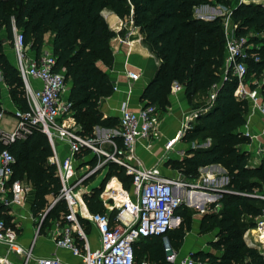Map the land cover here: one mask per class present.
Masks as SVG:
<instances>
[{
    "label": "trees",
    "instance_id": "obj_1",
    "mask_svg": "<svg viewBox=\"0 0 264 264\" xmlns=\"http://www.w3.org/2000/svg\"><path fill=\"white\" fill-rule=\"evenodd\" d=\"M213 2L231 10L237 36H246L255 30L263 33L261 38L249 36V42L258 45L253 51L259 60L248 61L244 82L252 75L258 76L264 71V3L261 2L0 0L1 78L16 108L27 109L23 83L6 55V45L12 46L14 26L21 30L30 50L39 55L45 35L49 34L48 42L56 58L54 70L65 73L72 117L81 128L80 134L93 137L96 126L114 129L118 117H104L100 110V101L111 96L114 90L112 81L99 64L112 68L114 55L110 42L116 36L102 11L110 10L117 19L130 21L144 36L142 44L159 61L153 78L140 95V102L164 110L169 105L168 96L174 82L183 85L184 95L190 103L197 95L216 90L211 106L197 114L180 138L187 144L197 141L199 146L190 147L180 160L166 161V165L178 170L186 180L197 179L199 168L208 165H220L227 172L228 182L224 186L227 191L205 209L199 221L200 234L216 231L215 239L208 243L212 251L192 252V260L198 264H264V254L247 245L244 239L245 231L255 226L254 219L264 208V201L247 196L264 188V156L258 165H250V152L240 148L250 143V138L240 131L246 124L249 101L235 95L238 78L230 69L224 68L225 34L221 18L200 19L193 14L195 7ZM249 88L260 89L264 97V83ZM1 98L0 87V107ZM207 140L209 144L204 146ZM2 148L0 144V150ZM7 148L15 158L12 179L27 181L33 188L32 216L37 218L44 214L39 233H45L54 221L64 222L63 216L68 212L65 201L58 200L50 207L49 197L57 198L61 184L55 164L48 160L52 149L46 135L34 130L24 140H17ZM88 154L85 150L77 158ZM95 161L94 158L90 164L94 165ZM106 166L107 173L100 186L84 193L82 198L90 213H108L113 219L117 210L113 208L106 212L100 194L113 177L123 189L130 190L131 176L116 163L108 162ZM208 174L211 176L212 173L208 171ZM95 177V174L89 176L83 184L88 185ZM8 211L0 203V219L16 229ZM195 213L184 203L176 208L175 215L180 222L166 233L171 252L181 248ZM80 220L85 225L86 222ZM133 248L136 264L144 259L156 264H172L167 261L170 252L165 250L162 236L143 238Z\"/></svg>",
    "mask_w": 264,
    "mask_h": 264
},
{
    "label": "built area",
    "instance_id": "obj_2",
    "mask_svg": "<svg viewBox=\"0 0 264 264\" xmlns=\"http://www.w3.org/2000/svg\"><path fill=\"white\" fill-rule=\"evenodd\" d=\"M238 2L249 3L254 0H237ZM200 5L194 8V17L200 19H213L220 17L222 20L223 32L225 34L224 45V68L231 70L236 76L239 86L235 95L240 99H248L251 111L258 110L262 116L264 125V97L260 89H250L245 84L244 78L247 72L249 60H259L253 49L258 45L249 42V35L237 36L231 19V10L221 4L213 11H203ZM12 54L13 65L15 66L24 88V96L27 101V109L15 108L12 113L15 119L13 128L3 127L5 117L4 109L0 107V203L6 206L10 213L13 207H24L28 199L34 195L30 183L24 180L12 179L15 158L7 148L17 140H24L34 130L44 133L52 149L49 162L55 164L56 173L59 177L61 188L57 198L52 199L50 207L58 200H64L68 212L63 216L64 222L60 223L59 230L54 236L56 248L68 251L72 256L79 258L80 264H136L133 245L141 239L149 236H162L165 239L164 247L170 251L166 233L172 227L176 208L184 203L188 207L196 206L200 213L205 212L204 204L194 194H189L185 199L178 190L188 186L196 192L215 191V196L220 197L224 189L225 181L220 178L218 183L210 184L208 178L204 181L189 183L179 173L177 177L170 178L160 174L157 165L145 166L137 152V146L145 141V147H149V141L154 137L158 125V111L153 104L143 105L132 110L126 102L121 104L118 125L111 132L99 136H83L80 134V126L70 122L72 117L71 102L65 95L67 83L65 73L61 70H54L56 58L52 51L43 50L39 55L32 52L25 43L21 30L12 27ZM126 77L135 81L139 73L132 70L129 64L125 63ZM37 82L39 86H35ZM113 90L117 85L113 83ZM184 90L183 85L174 82L170 93H178ZM216 90L212 89L209 95V102L203 111H206L214 100ZM201 111V112H203ZM200 112V111H199ZM199 112H193L190 118H195ZM190 127L187 123L177 132L176 141L179 140L185 130ZM264 127V126H263ZM250 138L247 144V151L254 154L257 159L264 156V142L252 146L254 139L248 132L244 133ZM120 139V145L114 140ZM174 138L165 144L169 149L174 144ZM62 146L64 154H58V148ZM87 150L96 157H103L96 168L89 173H78L77 155ZM100 159V158H99ZM113 162L123 167L125 172L131 176L130 190H121L124 193L120 207L115 205V199L109 195L100 199L106 205L110 200L111 209L117 213L111 219L108 213H90L83 201V190L80 184L90 173H93L99 166H106ZM209 177V176H208ZM227 184V183H226ZM107 185V183H106ZM210 189V190H209ZM192 193V192H191ZM204 194V193H203ZM262 199L264 195H251ZM129 215V217L126 216ZM44 214H39V225ZM86 223L83 225L81 220ZM255 226L248 228L244 233L247 245L257 248L264 253V245L258 241L255 229L261 230L264 223V208L262 214L254 219ZM86 225L98 231L99 244L92 247L88 239ZM258 246V247H257ZM0 264H72L61 257L53 254L50 256H38L35 253V241L24 246L17 234V230L7 226L3 219H0ZM178 260L177 253L172 251L167 255V261L174 264ZM139 264H156L147 259ZM179 264H198L191 256L180 260Z\"/></svg>",
    "mask_w": 264,
    "mask_h": 264
},
{
    "label": "crops",
    "instance_id": "obj_3",
    "mask_svg": "<svg viewBox=\"0 0 264 264\" xmlns=\"http://www.w3.org/2000/svg\"><path fill=\"white\" fill-rule=\"evenodd\" d=\"M256 3H264V0H254ZM109 13H113L110 10L104 9L102 11V15L106 21V23L114 29L116 36L113 37L114 39L110 42V47L113 51L114 55V63L111 69L105 68L104 66H100L108 75L109 79L112 83L117 85V90L112 93L111 96L103 98L100 101V110L103 113L104 117L113 116L118 117L120 115V108L123 102H126L128 107L132 110L139 109L143 103L140 102V95L144 89V87L151 81L153 78L157 67L159 65V61L157 58L150 53V51L142 44L143 35L139 32V29L134 27L130 21H123L120 19L118 27H112L106 17ZM114 14V13H113ZM2 36H5V32H2ZM49 34L45 35V41L43 50L52 51L51 46L48 42ZM138 43V49L140 53L136 50L133 52V44ZM142 49L145 51L142 52ZM132 50V54H131ZM6 55L8 59L13 64V54L12 48L6 45ZM136 52V53H135ZM125 63L131 66V69L139 73V77L137 80L132 81L126 77ZM0 80L1 72H0ZM35 86H39L37 82H34ZM1 91L3 93L1 98V105L2 107L4 104L9 108V114L5 115L3 121V125L7 129H12L15 119L12 116L13 111L15 110L16 106L12 102L10 95L8 93V89L6 85L0 82ZM67 97L69 95V86L67 85L66 94ZM197 96L192 100V102H188L184 95V90L178 93H170L168 96L169 105L164 110H157L158 111V125L157 131L154 135L155 140L149 141L150 146L145 147V141L141 142L137 146V152L140 158L143 160L145 166L157 165L159 168L160 174L165 177L175 178L178 176L179 171L176 169L170 168L166 165V161L171 160H180L182 159L187 150L191 147H196L198 144L197 141L193 142L192 144H187L182 142L180 139L175 141L171 148L166 149L165 144L174 138L179 130L183 128V126L187 123L188 125L194 121V118H190V115L193 112H201L204 108L208 105L209 100L206 103L203 101L197 100ZM8 101V102H7ZM5 102V103H4ZM203 102V103H202ZM4 109V107H3ZM9 119L14 121L13 123H9ZM5 122V123H4ZM70 122H75L73 118H71ZM263 120L262 116L258 110L251 111L250 106L246 116V124L240 129V131L244 134L248 132L254 139L251 140L252 146L257 145L258 143L264 142V127H263ZM113 129H106L101 128L99 126L94 127V135L99 136L100 134L111 132ZM153 137V138H154ZM117 143H120L119 138L114 139ZM205 145L209 144V141L204 143ZM192 145V146H191ZM243 149L248 150L247 146ZM58 154H64V149L62 146L58 148ZM88 155H92L89 153ZM93 156V155H92ZM86 155L82 158H78V165L80 161L86 162L88 161L85 159ZM251 158V159H250ZM249 164L250 165H258L261 159H257L254 154L250 153ZM82 159V160H80ZM89 160V164H90ZM105 167V168H104ZM107 166H102V171L104 174L107 172ZM79 171V170H78ZM85 171V170H84ZM208 171L211 172V176H209ZM199 172H201L200 177L193 181H204L206 177L208 178V182L210 184L218 183L220 178L224 179L228 182L227 172L226 170L221 167L220 165H208L205 167H200ZM213 172H219L221 174L220 177H215ZM81 173V172H78ZM103 174V175H104ZM209 176V177H208ZM97 177V176H96ZM95 177V179H96ZM95 179L91 181L88 185L82 186V190L84 193H88L91 189L99 186L101 180L94 184ZM114 181V182H113ZM111 185H108V189L114 187L115 189L121 186V183L115 177L112 178ZM116 184V185H115ZM116 186V187H115ZM117 188V189H118ZM210 190V189H209ZM211 191V190H210ZM187 191H184L185 194ZM180 193V192H179ZM209 194V193H208ZM206 193V195H208ZM215 191L212 190V193L208 195V197L212 200L214 199ZM183 195V193H182ZM201 195V194H200ZM199 197V196H198ZM52 201V197H49ZM208 198H199L202 204H206V200ZM210 200V201H211ZM33 202V196L31 199L24 205V207H13L10 209V213H8L11 218L12 222L15 224L17 229V234L20 242L27 246L33 240L35 241V253L38 256H50V255H57L64 259L65 261L72 263V264H80L79 258L72 256L68 251L59 249L55 247L54 244V236L59 230L60 223L59 221H54L50 228L45 231V233L40 234L38 225H36L35 219L30 211L31 204ZM208 207V206H207ZM195 215L199 216L193 219L192 227L189 232L186 233L184 237L183 244L181 248L176 252L178 260L174 264H179L180 260L187 257L189 254L188 252H196V251H212L210 246L207 245L210 241L215 239L216 231H212L209 233L208 243L203 244L200 241L198 235L199 232V221L200 216L203 213H200L198 208L195 206ZM194 215V216H195ZM180 222V219H177ZM86 230L88 233V238L92 242H90L92 247H97L99 244V234L98 231L93 227H88L86 225ZM199 239V240H198ZM205 248H207L205 250ZM3 252V249L0 251ZM219 254L220 252H216Z\"/></svg>",
    "mask_w": 264,
    "mask_h": 264
},
{
    "label": "rangeland",
    "instance_id": "obj_4",
    "mask_svg": "<svg viewBox=\"0 0 264 264\" xmlns=\"http://www.w3.org/2000/svg\"><path fill=\"white\" fill-rule=\"evenodd\" d=\"M230 1H232V2H235V1H237V0H230ZM253 2H256V1H253ZM204 6H206V7H202L201 8V10H205V11H213V10H215L218 6H219V4L218 3H215V2H213V3H209V4H203ZM252 36H257L258 38H261L262 36H263V33H261V32H259V31H257V30H255V31H253L252 33H251V35H250V37H252ZM251 44H253V45H256V44H254V43H251ZM100 66H101V64H99ZM0 82L2 83V81L0 80ZM264 83V71L261 73V74H259L258 76H256V75H252V76H250V78L249 79H247V81H245V84L246 85H248L249 87H250V85H261V84H263ZM212 90V89H211ZM211 90L209 91V92H207V93H201V94H199V95H197V100H199L200 102L201 101H203L204 103H206L207 102V100H209V95H210V92H211ZM2 95H3V93H2ZM8 102V101H7ZM202 102V103H203ZM5 103V102H4ZM4 113H5V115H8L9 114V108L4 104ZM195 119V118H194ZM5 121V120H4ZM9 121V123H13L14 121H11V119H9L8 120ZM5 123V122H4ZM3 127H5V126H3ZM6 128V127H5ZM152 140H155V137L154 138H152ZM209 140H207V142H208ZM204 146H205V144H203ZM192 146V145H191ZM197 146H199V145H197ZM245 146H247V144L246 145H244V147ZM195 147V146H194ZM193 148V147H192ZM240 148H242L243 149V145H242V147H240ZM96 159V161H95V164L94 165H91V164H89L88 162H89V160L90 161H92L93 159ZM100 158V159H99ZM96 157L95 155H86V157H85V159H87L88 161H86V162H81L80 161V163H79V165H78V172H81V173H83V172H85L86 174L87 173H89V172H91L93 169H95L96 168V166H97V164L98 163H100V162H102L103 161V157ZM251 159V158H250ZM80 160H82V159H80ZM105 168V167H104ZM85 170V171H84ZM107 173V172H106ZM106 173L104 174V171H102V166H99L93 173H90V175H88V177L89 176H92V175H96L97 177H96V179H95V182H94V184H97L100 180H101V182L103 181V179H104V177H105V175H106ZM214 174H215V177H220L221 176V174L219 173V172H213ZM104 174V175H103ZM200 174H201V172H199V177H200ZM87 177V178H88ZM187 182H189L190 184L192 183H196L197 181H193V180H186ZM83 182H84V180L82 181V184H80V188H82V186H83ZM101 182L99 183V186H100V184H101ZM111 183H113L112 182V178H110L108 181H107V185L105 184V187H106V189H105V191L103 192V193H105V194H108V185H110ZM226 183L227 182H225V183H223L224 185H226ZM112 185V184H111ZM104 187V188H105ZM184 191H187L186 193L187 194H185L184 193ZM90 192V191H89ZM179 192H183V195H181L183 198H185V199H187L188 198V195L192 192V194L194 193V192H196V191H194L192 188H191V186H188L187 188H185V189H183V190H180ZM200 193H201V195H200ZM204 193V194H203ZM206 193L208 194V195H210L211 193H212V191H207V192H205V191H201V192H196V193H194V195L197 197V198H202V197H204V198H208V195H206ZM192 194H190L191 196H192ZM251 195H254V196H256V195H264V188H263V190H254V191H252V193H250ZM250 194H247V196H249V197H252ZM212 195H214V194H212ZM199 196V197H198ZM216 197V199H218L219 197H217V196H215ZM31 199V197L28 199V201ZM206 201V204H205V209L207 208V206H209L211 203H212V201H210L209 202V199L207 200V199H205ZM262 200V199H261ZM49 201H50V203H51V199H49ZM263 201V200H262ZM110 204H112V201L110 200L109 202H107V204L105 205L106 206V212H109L110 210H111V206H110ZM189 208H191L192 210H196L195 209V206H193V207H189ZM197 217H199V216H197V215H195V216H193V219L194 218H196L197 219ZM35 222H36V224H38V222H39V217H37L36 219H35ZM178 223H179V220H177V218H174V221H173V223H172V227H175V226H177L178 225ZM171 227V228H172ZM199 236V238H200V241H201V243H203V244H206V243H208L207 241H208V237H209V233H207V234H200V235H198ZM89 239V238H88ZM162 240H163V242H165V239L164 238H162ZM199 240V239H198ZM90 241V240H89ZM91 242V241H90ZM92 243V242H91ZM208 245V244H207ZM258 247V246H257ZM207 248H205V250H206ZM211 249V248H210ZM168 252H170V253H168V255L169 254H171V251H168ZM188 254L190 255L191 254V251L190 252H188Z\"/></svg>",
    "mask_w": 264,
    "mask_h": 264
},
{
    "label": "bare ground",
    "instance_id": "obj_5",
    "mask_svg": "<svg viewBox=\"0 0 264 264\" xmlns=\"http://www.w3.org/2000/svg\"><path fill=\"white\" fill-rule=\"evenodd\" d=\"M106 17H107V19H108V21H109V23H110V25L112 26V27H118L119 26V20L116 18V16L113 14V13H109L108 15H106ZM133 48H132V50H133V52L136 50L138 53H140V51H139V49H138V43L136 42V43H134L133 45ZM132 50H131V54H132ZM141 50H142V52H144L145 53V51L142 49V47H141ZM136 53V52H135ZM178 137V135H176L175 137H174V140L176 141V138ZM174 141V142H175ZM114 182V181H113ZM114 184V183H113ZM111 185V184H110ZM116 185V184H115ZM112 186V185H111ZM116 187V186H115ZM118 188V187H117ZM115 189L114 187H112V188H110V189H108V194H105V193H103V198H105L106 196H109V195H111V196H113L114 197V199H115V205L117 206V207H120L121 206V204H122V201H123V197H124V193L121 191V190H123L122 189V187L121 186H119V188L118 189ZM178 192H179V190H178ZM183 193V192H182ZM194 193H196V192H194ZM193 193V194H194ZM190 194H192V193H190ZM201 194V193H200ZM126 216L127 217H129V215L128 214H126ZM254 233H256L257 234V237H258V241L260 242V243H262L263 245H264V223H263V225H262V227H261V230H259V229H255L254 231H253Z\"/></svg>",
    "mask_w": 264,
    "mask_h": 264
},
{
    "label": "water",
    "instance_id": "obj_6",
    "mask_svg": "<svg viewBox=\"0 0 264 264\" xmlns=\"http://www.w3.org/2000/svg\"><path fill=\"white\" fill-rule=\"evenodd\" d=\"M262 254H264V253H262Z\"/></svg>",
    "mask_w": 264,
    "mask_h": 264
}]
</instances>
